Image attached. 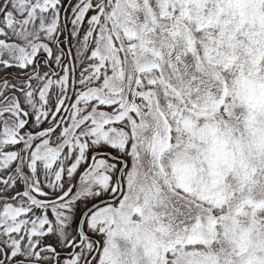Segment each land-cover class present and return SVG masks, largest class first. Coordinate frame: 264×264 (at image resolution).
Wrapping results in <instances>:
<instances>
[{
  "label": "snow or ice",
  "instance_id": "6c2138e0",
  "mask_svg": "<svg viewBox=\"0 0 264 264\" xmlns=\"http://www.w3.org/2000/svg\"><path fill=\"white\" fill-rule=\"evenodd\" d=\"M0 264H264V0H0Z\"/></svg>",
  "mask_w": 264,
  "mask_h": 264
}]
</instances>
